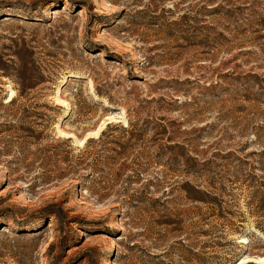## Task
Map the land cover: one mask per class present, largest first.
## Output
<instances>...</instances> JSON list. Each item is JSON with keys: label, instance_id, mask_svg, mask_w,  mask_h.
Returning <instances> with one entry per match:
<instances>
[{"label": "rangeland", "instance_id": "rangeland-1", "mask_svg": "<svg viewBox=\"0 0 264 264\" xmlns=\"http://www.w3.org/2000/svg\"><path fill=\"white\" fill-rule=\"evenodd\" d=\"M66 139L71 173L35 163ZM262 151L264 0H0V264L262 257ZM186 184L239 232L209 205L154 203Z\"/></svg>", "mask_w": 264, "mask_h": 264}, {"label": "trees", "instance_id": "trees-1", "mask_svg": "<svg viewBox=\"0 0 264 264\" xmlns=\"http://www.w3.org/2000/svg\"><path fill=\"white\" fill-rule=\"evenodd\" d=\"M37 118H39L38 115H36ZM32 125L34 126L35 124L32 123ZM115 128L108 125L106 131H109L110 129ZM21 131H24L25 128L20 127ZM126 130V129H124ZM105 131V132H106ZM31 133H35L34 130H32V127L30 129ZM105 132L102 133V136L105 135ZM35 135V134H34ZM40 139L39 137L36 138V141L38 142ZM69 139L63 140V141H59L57 145L54 146H45L43 148H38L36 150L35 156V163L41 165L42 167H46L51 165L52 167H57L59 162H62L66 168L64 169L65 171H69V173H71L70 170L73 169L74 163L72 164L71 161L69 160L68 155L71 153V150H65V151H60L61 148L66 147L68 148V144H69ZM92 143H94L93 141L88 140L85 143V147L80 151V153H84L83 151H85L87 149V147L89 145H91ZM65 154L64 157H60L62 154ZM259 155H264V151H262ZM78 165H76L75 167H77ZM51 172V171H50ZM38 180H40V184L44 185L47 184L53 180H57L56 178H50V177H46V176H41L37 178ZM75 189H81V186L76 185L74 187ZM258 192H254V196L257 195ZM171 195H166L163 194L160 198L156 199L154 201V203L159 204V200L163 199L165 200L164 203H169V201L174 202V203H203L206 205H209V210L212 213V216L218 220L220 222V226L222 227V229H226V230H230L231 232H239V229H232V227L235 225V221H234V213L231 211L232 206L227 204L226 202H224L221 197L219 196H214L211 194H207L205 192L202 191H198L194 188H192L190 185L186 184L183 185L180 188L179 191V195L177 197H175L174 199L170 200ZM259 208V207H258ZM57 207L56 206H51V207H47L44 208L41 212V216L43 217V222H48V220H50V218L53 215H56V213L59 211H57ZM255 214L259 215L260 218H262V221L264 220V211L263 210H257L255 212ZM238 223V221H237ZM256 227L261 230V232L264 234V223L262 222H258L256 221ZM19 227V226H18ZM240 228V226H239ZM0 229H2V224L0 223ZM215 227L212 228V230H214ZM39 229H29V231L26 230H22V231H16L15 237L17 241L23 240L24 238V233H35L38 232ZM202 234V233H201ZM203 236L206 237H210V234L208 233H203ZM179 241L177 242V244L181 247L184 248V243L185 241H187V239H184L183 236H178L177 238ZM18 250V249H17ZM26 250V249H23ZM238 255L235 256H231L230 258L225 259V263L226 264H233L236 260V257ZM247 264H254V263H247ZM264 264V263H263Z\"/></svg>", "mask_w": 264, "mask_h": 264}, {"label": "water", "instance_id": "water-1", "mask_svg": "<svg viewBox=\"0 0 264 264\" xmlns=\"http://www.w3.org/2000/svg\"><path fill=\"white\" fill-rule=\"evenodd\" d=\"M264 261V255L259 258H251V259H246L245 256H241L238 260H236L233 264H240V262L246 263H254L257 264L258 262H263Z\"/></svg>", "mask_w": 264, "mask_h": 264}, {"label": "bare ground", "instance_id": "bare-ground-1", "mask_svg": "<svg viewBox=\"0 0 264 264\" xmlns=\"http://www.w3.org/2000/svg\"><path fill=\"white\" fill-rule=\"evenodd\" d=\"M66 80H63V83L65 82ZM12 95H13V93L12 92H10V94H9V99L12 97ZM68 112H69V109H68V107L65 109V111H64V114H63V116L65 117V116H67L68 115ZM97 133H98V131L97 132H95L94 133V135H97ZM84 139L83 140H81V141H79L78 143H79V145L81 146V145H83L84 144ZM264 263V261L263 262H258L257 264H263ZM240 264H244V262H240Z\"/></svg>", "mask_w": 264, "mask_h": 264}]
</instances>
